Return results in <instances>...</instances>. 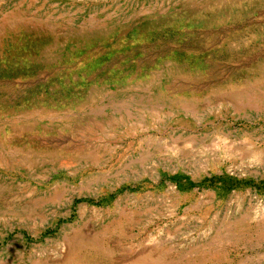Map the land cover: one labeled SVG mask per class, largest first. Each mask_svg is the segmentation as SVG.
<instances>
[{
  "label": "rangeland",
  "instance_id": "obj_1",
  "mask_svg": "<svg viewBox=\"0 0 264 264\" xmlns=\"http://www.w3.org/2000/svg\"><path fill=\"white\" fill-rule=\"evenodd\" d=\"M0 264H264V0H0Z\"/></svg>",
  "mask_w": 264,
  "mask_h": 264
}]
</instances>
